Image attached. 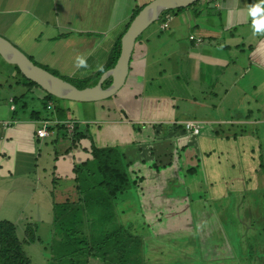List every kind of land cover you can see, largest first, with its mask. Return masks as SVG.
I'll return each mask as SVG.
<instances>
[{
  "label": "crops",
  "instance_id": "obj_1",
  "mask_svg": "<svg viewBox=\"0 0 264 264\" xmlns=\"http://www.w3.org/2000/svg\"><path fill=\"white\" fill-rule=\"evenodd\" d=\"M18 1L0 0L1 21L5 24H0V31L14 25L20 35L34 32L29 40L17 37L18 42L30 41L31 45H37L29 50L32 61L34 57L41 60L42 56L53 55L50 45L54 42L71 47L73 37L79 39L78 43L85 44L82 48L90 51H95L96 47L99 49L98 56L97 51L92 56L95 64L92 60L89 65L91 55L86 56L89 69L85 75H75L76 67H69L74 77H89L100 71L98 66L104 68L135 8L147 4L144 0ZM261 3L262 0H200L182 10L168 12L172 19L165 30H160L162 20L159 19L137 39L125 84L109 97L114 99L111 103L106 99L95 102L45 100L47 93L39 86H28L17 79L15 70L1 68L0 72L10 77L13 83L6 86V91L0 85V121H11L9 127L0 130V220L16 225L17 236L31 264L38 263L32 260L27 248L36 242L45 255L42 264L55 261L62 238L55 225V202L69 199L73 187L79 185L75 167L92 158V144L103 147L114 143V137L110 136L113 134L112 126L136 122L157 127L162 122H168V128L175 126L172 124L178 127L184 121L192 120L200 125L207 122L215 126L204 132L214 141H233L237 136H240L239 139L246 136V132L235 129L226 132L224 129L227 127L238 125L243 128L253 123H264V30H254V20L264 17V11L256 17L251 16V10ZM58 4L65 10L69 6L68 13L62 12L65 19H61L56 11ZM112 5L114 8L118 6L117 12H112ZM70 10H73L71 14ZM196 38H201V42L197 43ZM45 58L43 61L47 62ZM67 58L71 64L75 62L73 55ZM152 74H155L154 77ZM157 76L171 79V85L177 84L176 91H181H163L162 95L169 97L159 96L158 92L148 88ZM195 88L198 89L197 95L203 96L202 99L194 97L196 92L192 89ZM29 92L33 93L31 99L34 96L43 101L40 107L29 109L27 102L20 107V103L13 99L20 97L22 101ZM177 95L180 96L175 97ZM163 102L173 107L168 118L163 117L166 109ZM181 103L192 104V107L183 109L184 113ZM198 105L206 108L207 114L203 109L197 110L205 114V118L197 117L194 110ZM33 110L39 112L37 117L31 116ZM177 115H185V118ZM70 121L77 132L84 133L88 124H98L96 129L103 126L104 130H93L96 143L87 133L75 139L67 128ZM44 122L48 123V134L39 137L37 130L43 128ZM221 125L227 127L221 128ZM108 130L110 134L102 137ZM145 132L139 130L128 136L131 138L122 143L127 144L124 150L131 142L146 140ZM201 133L202 128L196 139ZM205 139H208L209 147H201V151L202 154L205 153L203 150L208 153L207 172L210 174L212 167L214 173L215 166L221 162L215 161L212 155L215 147L211 146L209 138ZM201 140L203 142V134L197 139L199 146ZM210 165L212 167L209 168ZM227 165L233 167L230 162ZM144 185L138 187L141 204L158 201L161 205L166 200L165 195L163 197L159 193L162 189L159 184ZM57 189L59 192L55 194ZM28 225L34 228V241H29L25 233ZM87 262L103 264L101 258L93 256H89Z\"/></svg>",
  "mask_w": 264,
  "mask_h": 264
},
{
  "label": "rangeland",
  "instance_id": "obj_2",
  "mask_svg": "<svg viewBox=\"0 0 264 264\" xmlns=\"http://www.w3.org/2000/svg\"><path fill=\"white\" fill-rule=\"evenodd\" d=\"M144 1L148 3L151 0ZM110 9L115 13L118 11V6L114 8L112 5ZM66 10L59 7L58 4L56 11L58 15L60 14L61 19H65L62 12H66ZM72 12L73 10H70V14ZM2 20L5 21V17H2ZM157 22L154 23L157 24ZM0 24L5 25L1 21V16ZM0 33L12 43H18L20 46L17 47L29 57H31L29 50L32 49L30 47H37L36 44L31 45L30 41L24 43V41L18 42L17 40V37L20 36L29 40L34 32L20 35L13 25L3 28ZM54 33L56 34V31ZM44 38L43 36L42 39L44 40ZM78 41V38L73 37L70 40L71 47L64 43L54 42L50 45L54 52L53 55L46 58L42 56L41 60L36 57L33 59L38 65L47 68L55 75L76 82V85L91 86V82L87 81V78L92 77L95 73L89 77L73 76L74 74L85 75L89 69V67H77L76 58L86 59L87 55H91L89 65L92 60L95 64L92 56L95 51L98 56L99 49L96 47L95 51L87 50V48H82L85 47V44L78 43ZM71 55L75 59L73 64L67 58ZM44 58L47 59V62L43 61ZM86 63L88 65V60ZM71 66L76 67L74 74L69 69ZM2 67L11 68V71L15 72L12 65L7 64L0 57V71ZM154 75L152 74V77ZM16 77L24 81L20 74L17 73ZM170 80L164 79V77L155 78L148 88L158 92L161 97H169L167 94L162 95L163 91L168 93L173 89L175 93H179L181 89L176 91L177 84L174 83L175 87L172 86V80L171 82ZM11 82L10 77L8 78L0 72V85L4 91L7 90L8 84ZM192 90L196 92L195 98L202 99L203 96L197 95L198 89ZM32 95L33 93L29 92L24 100H19L20 107H23L26 102L30 106L27 105L29 109L40 107L43 101L34 96L31 99ZM178 96L180 95L175 97ZM108 99L106 100L109 103L114 102V99ZM163 105L166 107L163 117L168 118L173 107H169L168 102H163ZM191 107L192 104L186 103H181L180 106L182 111L191 109ZM195 108L194 111L198 118L206 117L205 107L203 109L198 105ZM198 108L205 110V114L198 113ZM132 115L135 116V114ZM177 117L185 118V115L182 117L177 115ZM167 123L162 122V125L157 127H148L136 122H131L126 126H112L113 134L110 136L114 137V143L106 145L108 147L117 146L121 153L125 151V162L130 163L128 166L130 183L134 187L140 188L144 184L152 185L154 182L155 185L159 184L162 188L159 193L166 197L161 205L157 203L158 201L143 205L144 203L141 204L138 199L139 191L137 192L134 188L121 193V197L118 198L116 218L132 234L141 237L145 250V263L264 264V123H253L243 128L238 125H235V128L221 125V128L227 127L224 129L226 132L232 129L246 132L244 133L246 136H242L241 139H239L240 136H237V139L233 141L216 139L214 141L213 137L205 136L204 132L215 126H211L207 122L206 124L201 123L202 133L197 138L199 140L203 134V142L201 140L200 146L196 139L197 135L186 132L183 124L178 127L176 124H172L175 126L167 128ZM97 125L88 124L89 127L86 130L95 143L93 130L95 129L97 132L102 128L104 130L103 126L96 129ZM145 127L148 128L145 129ZM139 130H146L144 134L146 140H142L140 143L131 142L128 149L124 150L127 148V144H123V146L122 143L127 142L131 138L128 136H133ZM108 134H110L109 130L102 134V137H106ZM205 137L209 138L211 146L215 147L213 148L215 151L212 152L215 161L221 162L219 166H215L214 173L213 167L209 166V168L212 167L210 174L207 172L208 159L206 157L208 153L203 150L205 153L202 154L201 151V147L203 149L209 147V142L206 141L208 139ZM229 162L233 165L232 168L227 165ZM58 192L57 189L54 193L58 194ZM129 195L130 198H128ZM33 234L35 236V232ZM27 252L38 264H42L45 259L43 248L37 242L30 245Z\"/></svg>",
  "mask_w": 264,
  "mask_h": 264
},
{
  "label": "trees",
  "instance_id": "obj_3",
  "mask_svg": "<svg viewBox=\"0 0 264 264\" xmlns=\"http://www.w3.org/2000/svg\"><path fill=\"white\" fill-rule=\"evenodd\" d=\"M144 5L135 8L130 21ZM182 9L184 8L165 11L160 21L165 13ZM120 39L121 36L114 44L103 71H98L87 78L91 86L96 84L104 71L115 64L120 52ZM12 67L23 77L26 85L38 86L25 78L16 65ZM69 82L78 88L87 86ZM110 82L111 80L107 79L103 86L107 87ZM13 99L18 103L21 98ZM56 99L60 100L46 94L45 100ZM38 114L39 112L33 110L31 116L37 117ZM74 130L75 139L84 137L86 133L89 135L87 128L84 133L77 132L76 127ZM91 154L90 160L75 167L79 185L73 187L70 198L63 202H55V225L62 238L54 258L55 263L50 264H57L56 261L60 264H87L89 256L101 258L103 264H147L144 260L145 250L141 237L132 234L116 218V206L121 193L134 188L138 192V187L130 183L128 172L130 163L125 162V151L121 153L117 146L98 147L92 144ZM33 232L34 228L28 225L25 233L29 241L35 240ZM0 264H31L17 236L16 225L7 220H0Z\"/></svg>",
  "mask_w": 264,
  "mask_h": 264
},
{
  "label": "water",
  "instance_id": "obj_4",
  "mask_svg": "<svg viewBox=\"0 0 264 264\" xmlns=\"http://www.w3.org/2000/svg\"><path fill=\"white\" fill-rule=\"evenodd\" d=\"M200 0H151L130 21L120 39V52L115 64L104 71L96 84L78 88L64 78L34 63L27 54L6 37L0 35V57L16 65L21 74L35 82L47 94L62 100L95 102L115 95L125 84L135 43L140 35L165 11L186 8ZM111 82L104 87V82Z\"/></svg>",
  "mask_w": 264,
  "mask_h": 264
},
{
  "label": "built area",
  "instance_id": "obj_5",
  "mask_svg": "<svg viewBox=\"0 0 264 264\" xmlns=\"http://www.w3.org/2000/svg\"><path fill=\"white\" fill-rule=\"evenodd\" d=\"M172 19V15L170 13H165L163 15V19L160 23V30H165L168 26H169V21ZM190 39H194L193 36H190ZM196 42L200 43L201 42V38H196ZM51 107V103H49L48 108ZM12 109H14V106H12ZM11 124V121L9 120H1L0 121V130L9 127ZM47 122H44V126L43 128H40L37 130V135L39 137H44L46 136L47 133ZM74 123L72 121L67 123V128L69 129L70 133H74ZM183 128L186 132L193 134V135H197L200 133V129H201V125L196 123L195 121L192 120H187L183 122Z\"/></svg>",
  "mask_w": 264,
  "mask_h": 264
},
{
  "label": "clouds",
  "instance_id": "obj_6",
  "mask_svg": "<svg viewBox=\"0 0 264 264\" xmlns=\"http://www.w3.org/2000/svg\"><path fill=\"white\" fill-rule=\"evenodd\" d=\"M262 11H264V0H262L261 4L257 5L254 9L251 10V16L256 17L257 14L261 13ZM254 30L256 32H261L262 30H264V17L254 20ZM76 66L79 68H86L87 67L86 59L83 57H77ZM98 70L103 71V67L98 66Z\"/></svg>",
  "mask_w": 264,
  "mask_h": 264
}]
</instances>
